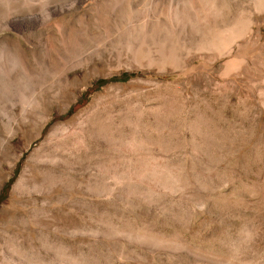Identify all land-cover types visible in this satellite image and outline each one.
<instances>
[{"label":"rangeland","instance_id":"374dc122","mask_svg":"<svg viewBox=\"0 0 264 264\" xmlns=\"http://www.w3.org/2000/svg\"><path fill=\"white\" fill-rule=\"evenodd\" d=\"M46 1L0 0V264H264V0H83L48 54Z\"/></svg>","mask_w":264,"mask_h":264},{"label":"bare ground","instance_id":"6f19581e","mask_svg":"<svg viewBox=\"0 0 264 264\" xmlns=\"http://www.w3.org/2000/svg\"><path fill=\"white\" fill-rule=\"evenodd\" d=\"M82 1L83 0H59L57 2L46 1L45 3L41 4V6H39V7L32 6L28 9L16 12L13 15L9 16L4 21H5L6 26H9V28H11V27L12 28H18L17 33H18V31H20L21 33L25 34V36L28 37V41L30 42V44H32L34 46L35 49L38 47L39 48L41 47L48 54V52L50 51V48H51V41H50L51 39L49 37L50 36L49 34L51 31V27L53 26V22H55V20L60 21L59 23H57V27L60 28V30L62 29V31H63L65 29V22H66L65 20H66L67 13L74 6L73 3L76 4V3H79ZM69 2H71V3H69ZM29 42H27V43H29ZM7 44L8 43H6V45ZM9 46H10V44H9ZM5 47H7V46H5ZM8 55H11V54L8 53ZM11 56L13 57V55H11ZM4 58H5L4 53L2 51H0V85H1L2 76H5L6 72H8V71L13 73V70H17L19 66L21 68H23V70L26 74L29 73V71H31V69H29L30 64L26 62L27 58H24L23 56L18 57L16 55L15 63L12 66L6 65L4 63ZM25 59H26V61H25ZM9 63H11V62H9ZM12 76L13 75L10 74V77H12ZM13 86H14V90L17 91L16 83H14ZM5 116H7V115H5ZM3 118H4V115L0 114V120ZM6 118L8 119V117H6ZM45 124H46L45 121L40 122V124H39L40 131H39L38 136H42L41 129L44 127ZM64 128H65L64 124H56L51 129L47 139L43 143L44 150H45L44 155H43L44 160L48 159V157H49V155H48L49 153L46 154V151H51L53 139L54 140L57 139V136L60 134L61 130H63ZM15 129L17 130L16 127L14 128L12 126V129H11V132L9 133L10 135L7 139V142H10L11 139L13 138L14 133H15ZM63 132H64V130H63ZM26 173L27 172L25 170L21 176V181H19V183L17 185L18 187L22 184L23 180H25L24 178H25Z\"/></svg>","mask_w":264,"mask_h":264}]
</instances>
